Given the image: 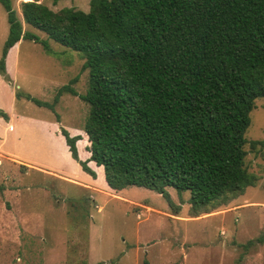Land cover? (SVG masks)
Listing matches in <instances>:
<instances>
[{"label":"trees","instance_id":"1","mask_svg":"<svg viewBox=\"0 0 264 264\" xmlns=\"http://www.w3.org/2000/svg\"><path fill=\"white\" fill-rule=\"evenodd\" d=\"M0 2L10 24L0 57L6 79L8 52L21 39L51 53L52 38L83 54L85 94L65 84L52 103L17 95L52 110L64 92L90 104L88 159L79 156L81 135L61 132L93 178L90 161L104 167L116 190L144 186L170 199L166 187L173 186L190 190L197 207L254 184L246 131L264 97V0H90L89 11L24 0V21L48 38L24 28L12 0ZM250 144L257 150L264 139Z\"/></svg>","mask_w":264,"mask_h":264},{"label":"rangeland","instance_id":"2","mask_svg":"<svg viewBox=\"0 0 264 264\" xmlns=\"http://www.w3.org/2000/svg\"><path fill=\"white\" fill-rule=\"evenodd\" d=\"M23 1L12 4L24 28L48 38L24 21ZM38 1L56 11L90 10V0ZM9 30L0 2V57ZM48 40L51 53L22 39L6 58L10 80L0 73V110L9 115L0 116V264H264V241L256 240L264 237V147L250 144L264 139V97L257 99L246 131V166L257 179L243 192L197 207L190 190L173 186L166 187L170 199L144 186L116 190L103 166L96 181L82 176L89 173L78 168L61 132L83 130L78 143L84 157L88 102L64 92L52 110L17 95L23 91L52 103L65 84L87 92L90 69L82 68L83 54ZM16 155L33 162L30 168ZM251 239L256 241L245 247Z\"/></svg>","mask_w":264,"mask_h":264},{"label":"crops","instance_id":"3","mask_svg":"<svg viewBox=\"0 0 264 264\" xmlns=\"http://www.w3.org/2000/svg\"><path fill=\"white\" fill-rule=\"evenodd\" d=\"M22 40V39H21ZM20 40V41H21ZM20 41H18L12 48H10V49H13V48H17L18 47V45H19V43H20ZM10 51L11 50H9V52H8V54L10 53ZM83 130L81 129V128H76L75 130H74V132H72V134H78V133H80V132H82ZM84 139V138H83ZM83 139H80V140H83ZM80 140H78V142L80 141ZM77 142V146H78V150L80 151V155L79 156H81V158L83 157V155H81V148L79 147V143ZM86 153H85V155H84V157L83 158H85V159H87V158H89L90 157V155H91V153H90V151H85ZM14 157V159L16 160V161H18V162H20V163H22L23 165H25L26 166V168H30V164L31 163H33V162H29V161H25V160H23V159H21L19 156H13ZM34 164H36V163H34ZM36 165H38V164H36ZM89 165L92 167V168H94L96 171H97V177H99V171L101 170V167H102V165L101 166H98L94 161H90L89 162ZM38 166H41V165H38ZM77 166H78V168L82 171V167L80 166V164L78 163L77 164ZM58 175V174H57ZM82 176H84L85 177V179L86 180H95L96 181V178H93L90 174H86V173H84L83 171H82ZM92 177V178H91Z\"/></svg>","mask_w":264,"mask_h":264}]
</instances>
